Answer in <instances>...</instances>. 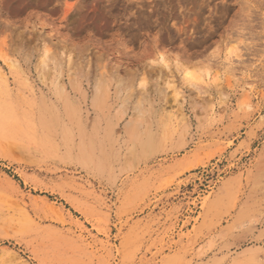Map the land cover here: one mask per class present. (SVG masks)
<instances>
[{
	"label": "rangeland",
	"instance_id": "rangeland-1",
	"mask_svg": "<svg viewBox=\"0 0 264 264\" xmlns=\"http://www.w3.org/2000/svg\"><path fill=\"white\" fill-rule=\"evenodd\" d=\"M0 264H264V0H0Z\"/></svg>",
	"mask_w": 264,
	"mask_h": 264
},
{
	"label": "bare ground",
	"instance_id": "bare-ground-1",
	"mask_svg": "<svg viewBox=\"0 0 264 264\" xmlns=\"http://www.w3.org/2000/svg\"><path fill=\"white\" fill-rule=\"evenodd\" d=\"M189 85L193 88V92L197 93V94H201L203 93V86L197 82V81H193V80H189ZM177 92V95L179 94L178 91ZM206 93V92H205ZM176 95V96H177ZM180 96V95H179ZM178 98V97H177Z\"/></svg>",
	"mask_w": 264,
	"mask_h": 264
}]
</instances>
